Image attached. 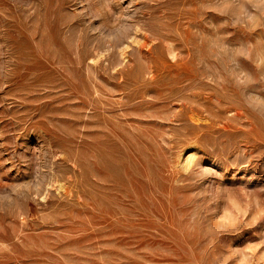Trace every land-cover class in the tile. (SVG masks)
<instances>
[{
	"label": "rangeland",
	"instance_id": "obj_1",
	"mask_svg": "<svg viewBox=\"0 0 264 264\" xmlns=\"http://www.w3.org/2000/svg\"><path fill=\"white\" fill-rule=\"evenodd\" d=\"M0 264H264V0H0Z\"/></svg>",
	"mask_w": 264,
	"mask_h": 264
}]
</instances>
